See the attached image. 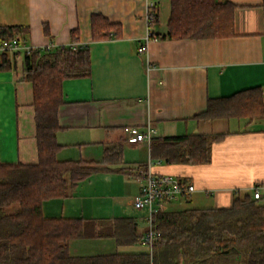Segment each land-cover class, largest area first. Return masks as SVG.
Masks as SVG:
<instances>
[{
    "label": "crops",
    "instance_id": "crops-1",
    "mask_svg": "<svg viewBox=\"0 0 264 264\" xmlns=\"http://www.w3.org/2000/svg\"><path fill=\"white\" fill-rule=\"evenodd\" d=\"M219 1L235 6L234 36L174 40L148 39L166 33L170 0H0V27L15 28V38L25 45L70 46L76 30L78 44L89 50L90 74L61 85L56 140L63 147L56 158L103 162L105 150L121 153L119 162L104 165L111 171L81 180L66 198L44 201L45 217L88 219L100 230L116 218H129L142 234L146 210H136L132 199L140 188L138 177L147 169L195 187L187 198L160 204L165 211L229 208L234 196L251 192L255 184L264 190V122L196 117L208 99L254 87L264 94V0ZM149 3L157 14L152 24L146 21ZM93 15L116 25L118 35L93 40ZM8 59L9 68L0 69V161L32 164L37 161L32 86L23 79V54H8ZM148 127L155 130L152 138L226 135L213 144L208 164H175L152 157L151 140H128ZM182 199L191 206L181 207ZM69 252L88 256L147 250L139 242L118 245L114 238H89L71 240Z\"/></svg>",
    "mask_w": 264,
    "mask_h": 264
},
{
    "label": "trees",
    "instance_id": "trees-1",
    "mask_svg": "<svg viewBox=\"0 0 264 264\" xmlns=\"http://www.w3.org/2000/svg\"><path fill=\"white\" fill-rule=\"evenodd\" d=\"M235 6L219 0H170L167 31L174 40L212 39L234 36ZM153 12L150 24L156 21ZM15 28L0 27V42L15 38ZM119 28L100 15L91 18V37L102 40L118 35ZM112 33V34H111ZM37 50L23 54V79L32 86L37 161L26 164L0 161V264H264V196L251 192L234 196L229 208L165 211L159 206L151 219L160 233L151 254L109 253L74 256L69 242L75 239L114 238L118 245L140 242L142 234L129 218H116L106 230L83 218H48L42 204L63 199L78 182L97 172L111 171L106 163H117L120 151L105 150L103 162L59 161L57 143L61 130L58 109L63 103L65 79L90 74L86 45ZM9 68L8 53L0 56V69ZM204 119L237 118L247 123L264 122V94L259 87L227 97L208 99L196 116ZM226 134H187L152 138V157L175 164H208L212 146ZM164 204V203H162ZM146 230V229H145ZM144 230V231H145Z\"/></svg>",
    "mask_w": 264,
    "mask_h": 264
},
{
    "label": "built area",
    "instance_id": "built-area-1",
    "mask_svg": "<svg viewBox=\"0 0 264 264\" xmlns=\"http://www.w3.org/2000/svg\"><path fill=\"white\" fill-rule=\"evenodd\" d=\"M153 12L154 4L149 3L146 12L147 22L152 18ZM151 38L157 39L158 37L153 36ZM151 38L148 36V39ZM70 46L75 48L77 45L71 44ZM53 48V44L51 43L42 47H33L25 45L18 38H12L9 40H2L0 42V56L3 53L12 54L18 52L22 54H29L32 51H48ZM132 131L134 130H131L130 132ZM154 133L155 130L151 127H148L144 133L135 132L133 135H129L128 140L131 142H149L152 139ZM138 181H140V188L137 195L132 199V205L136 210H146V230L143 232L139 243L147 248V252L151 254L152 248L160 236V233L152 229L151 226L153 214L157 211V208L162 203L191 196V194L195 192V187L193 184L188 183L182 178L167 174L156 175L153 174L149 169L141 173L140 177H138ZM251 193L255 199L262 197L261 188L257 184L251 188Z\"/></svg>",
    "mask_w": 264,
    "mask_h": 264
},
{
    "label": "rangeland",
    "instance_id": "rangeland-1",
    "mask_svg": "<svg viewBox=\"0 0 264 264\" xmlns=\"http://www.w3.org/2000/svg\"><path fill=\"white\" fill-rule=\"evenodd\" d=\"M240 126H242V123L240 124ZM261 192L262 193H264V190H261ZM197 196V194H193L192 195V198H195ZM180 203H181V207H188V206H191L190 204H189V202L187 201V200H185V199H182L181 201H180ZM201 205H203V204H201ZM205 205V204H204ZM145 248V247H144ZM146 250H147V248H146Z\"/></svg>",
    "mask_w": 264,
    "mask_h": 264
}]
</instances>
